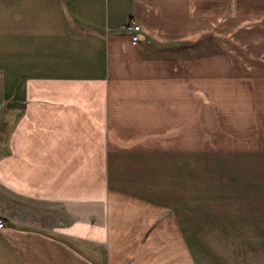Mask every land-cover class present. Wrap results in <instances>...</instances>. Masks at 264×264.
<instances>
[{"label":"crops","instance_id":"1","mask_svg":"<svg viewBox=\"0 0 264 264\" xmlns=\"http://www.w3.org/2000/svg\"><path fill=\"white\" fill-rule=\"evenodd\" d=\"M0 215V264H264V0H0Z\"/></svg>","mask_w":264,"mask_h":264},{"label":"rangeland","instance_id":"2","mask_svg":"<svg viewBox=\"0 0 264 264\" xmlns=\"http://www.w3.org/2000/svg\"><path fill=\"white\" fill-rule=\"evenodd\" d=\"M205 127L206 129L204 130V125L202 123V139L204 134L207 133L208 125L205 124ZM187 129H189V131H187ZM189 135L192 137L191 122L189 125L186 124V137L188 138ZM191 137L188 139L189 141H191ZM186 145L188 147L184 151V171L182 173L183 179L185 180L186 213H189V207L192 206V197L199 196L201 200V218L205 220L202 222H207L210 209L209 201L213 200L215 198L214 196H222L226 194L227 191L231 192V190L233 194H240V189L232 187V185L235 184L234 179L227 177L226 172L216 169L215 164L210 161V156H208L207 151L201 150V152H194L191 145L189 146L187 143V140ZM178 165L180 167L182 166L180 158ZM207 238L208 236L206 235L200 237V239H202V244H207ZM201 251L202 260L207 259L208 248L201 247Z\"/></svg>","mask_w":264,"mask_h":264},{"label":"built area","instance_id":"3","mask_svg":"<svg viewBox=\"0 0 264 264\" xmlns=\"http://www.w3.org/2000/svg\"><path fill=\"white\" fill-rule=\"evenodd\" d=\"M127 28L130 30V37L133 43H136L139 39V25L135 23H128ZM6 226V219L0 215V229Z\"/></svg>","mask_w":264,"mask_h":264}]
</instances>
